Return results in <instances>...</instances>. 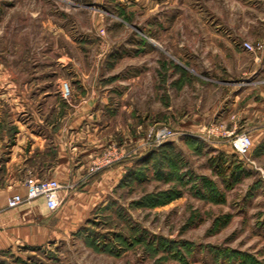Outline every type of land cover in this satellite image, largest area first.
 Instances as JSON below:
<instances>
[{
	"label": "rangeland",
	"instance_id": "rangeland-1",
	"mask_svg": "<svg viewBox=\"0 0 264 264\" xmlns=\"http://www.w3.org/2000/svg\"><path fill=\"white\" fill-rule=\"evenodd\" d=\"M261 87L264 0H0L9 142L20 113L46 152L81 148L83 183L95 164L125 166L69 235L7 248L0 264H264V142L215 160ZM74 108L88 115L70 137ZM165 128L175 135L156 145Z\"/></svg>",
	"mask_w": 264,
	"mask_h": 264
},
{
	"label": "crops",
	"instance_id": "crops-1",
	"mask_svg": "<svg viewBox=\"0 0 264 264\" xmlns=\"http://www.w3.org/2000/svg\"><path fill=\"white\" fill-rule=\"evenodd\" d=\"M258 94L260 102L257 106L260 111L247 115L245 108L238 114V121H244L239 133H250L253 146L256 138H261L264 142V87H261ZM5 96V93H0V100H4ZM86 115L88 113L83 108L72 110L70 117L73 118L66 128L70 137H74L78 130L74 127L75 121L84 119ZM14 121L13 144L9 142L10 134L0 124V163L6 166L7 172L5 184L0 185V251L18 244L41 245L69 235L86 218V213L97 206L122 180L125 168L124 165L111 167L97 179L83 183L88 177V164L86 159L75 158L81 148L76 147L71 152L69 146L56 143L54 149L46 152V141L35 131L28 129L27 124L20 119V113ZM250 126L254 128L249 129ZM81 132L82 129L76 135L79 136ZM218 145L222 154L233 153L226 142ZM44 154H53L46 167L38 165V159ZM27 160L31 165L22 174V163ZM26 166L28 167L27 163L25 168ZM28 177L57 180L73 188L60 192L61 206L55 212L49 211L42 198L16 209H8L7 202L11 196L26 193L24 181Z\"/></svg>",
	"mask_w": 264,
	"mask_h": 264
},
{
	"label": "built area",
	"instance_id": "built-area-1",
	"mask_svg": "<svg viewBox=\"0 0 264 264\" xmlns=\"http://www.w3.org/2000/svg\"><path fill=\"white\" fill-rule=\"evenodd\" d=\"M243 46L247 50H252L251 45L248 43H244ZM63 92H69L68 86L65 85L63 87ZM234 133H231L229 135L230 144L232 147V150L234 153L239 157H247L249 154L253 142L252 139L249 137L246 133H241L237 135H233ZM175 135L173 131L170 129H162L158 131L154 135L153 142L156 145H160L163 141H165L168 138H171ZM233 135V136H232ZM232 136V137H231ZM120 158L112 160L108 159L106 161H103L104 163L102 165H94V168H92L94 173H98L99 171L110 168L113 164L118 163ZM24 186L26 188V193L24 195L21 194H14L8 199L7 202V208L8 209H16L22 205L28 204L34 200L37 199H44L47 205V208L51 212L57 211L61 206L60 201V192L63 190H71L73 187L67 184L60 183L57 180H44V179H37L33 177H28L24 181Z\"/></svg>",
	"mask_w": 264,
	"mask_h": 264
},
{
	"label": "trees",
	"instance_id": "trees-1",
	"mask_svg": "<svg viewBox=\"0 0 264 264\" xmlns=\"http://www.w3.org/2000/svg\"><path fill=\"white\" fill-rule=\"evenodd\" d=\"M233 153H234V151H233ZM235 154V153H234ZM221 156L220 157H217L215 160L217 161V167L218 168H220V167H222V166H224L225 167V165H226V159H228L229 158V156L228 155H225V154H220ZM236 155V154H235ZM237 156V155H236ZM124 164L123 163H115V164H113L111 167H118V166H123ZM110 167V168H111ZM241 168V167H240ZM109 168H106V169H103V170H101V171H99L98 173H96L95 175H93L92 176V178H90V180L89 181H93V180H95V179H97L102 173H104L105 171H107ZM236 170H238V167H235L233 170H232V173H234V171H236Z\"/></svg>",
	"mask_w": 264,
	"mask_h": 264
}]
</instances>
